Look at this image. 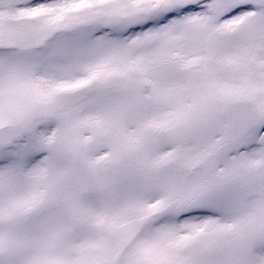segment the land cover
I'll use <instances>...</instances> for the list:
<instances>
[{"label":"snow or ice","instance_id":"1","mask_svg":"<svg viewBox=\"0 0 264 264\" xmlns=\"http://www.w3.org/2000/svg\"><path fill=\"white\" fill-rule=\"evenodd\" d=\"M0 264H264V0H0Z\"/></svg>","mask_w":264,"mask_h":264}]
</instances>
